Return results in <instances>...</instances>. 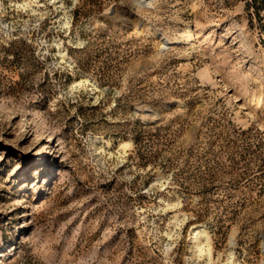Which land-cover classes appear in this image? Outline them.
<instances>
[{
    "label": "rangeland",
    "instance_id": "obj_1",
    "mask_svg": "<svg viewBox=\"0 0 264 264\" xmlns=\"http://www.w3.org/2000/svg\"><path fill=\"white\" fill-rule=\"evenodd\" d=\"M0 264H264V0H0Z\"/></svg>",
    "mask_w": 264,
    "mask_h": 264
},
{
    "label": "bare ground",
    "instance_id": "obj_2",
    "mask_svg": "<svg viewBox=\"0 0 264 264\" xmlns=\"http://www.w3.org/2000/svg\"><path fill=\"white\" fill-rule=\"evenodd\" d=\"M198 31V30H197ZM195 35V34H194ZM193 30H190L186 36V41L190 42L194 40ZM197 48V47H196ZM195 49V48H194Z\"/></svg>",
    "mask_w": 264,
    "mask_h": 264
}]
</instances>
